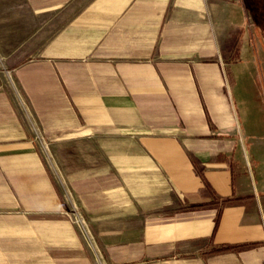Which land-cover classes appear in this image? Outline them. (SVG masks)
<instances>
[{"label":"crops","instance_id":"obj_1","mask_svg":"<svg viewBox=\"0 0 264 264\" xmlns=\"http://www.w3.org/2000/svg\"><path fill=\"white\" fill-rule=\"evenodd\" d=\"M219 2L0 0V264H264Z\"/></svg>","mask_w":264,"mask_h":264},{"label":"rangeland","instance_id":"obj_2","mask_svg":"<svg viewBox=\"0 0 264 264\" xmlns=\"http://www.w3.org/2000/svg\"><path fill=\"white\" fill-rule=\"evenodd\" d=\"M214 1H220V14L216 12V15L219 16L217 24L222 30L232 25L243 27L242 51L237 60L231 58L228 68V93L232 96L230 101L232 112L228 118L223 117L222 120L234 122L233 125L229 124V127L224 128L229 132L234 146L236 144L241 146L240 138L241 133L243 134L250 161L256 163V168L254 169L253 165L249 170V174L253 176L255 171L264 170V0ZM223 47L226 50L225 42ZM229 54L230 52L228 56ZM43 152L51 170L64 185L65 175L62 167L55 163L49 149H44ZM75 218L73 217L74 222L92 247L96 264H107L94 242L86 219L78 214L77 218L83 222L81 224Z\"/></svg>","mask_w":264,"mask_h":264},{"label":"trees","instance_id":"obj_3","mask_svg":"<svg viewBox=\"0 0 264 264\" xmlns=\"http://www.w3.org/2000/svg\"><path fill=\"white\" fill-rule=\"evenodd\" d=\"M242 33H243V27L236 25V26H230L228 30V37L225 41L226 43V51L230 52L229 57L230 60L232 57H234V60H237V56H239L240 52L243 48V42H242ZM230 49V50H229ZM233 60V61H234ZM236 62V61H235ZM227 200H223V202H226ZM252 246V244L248 245H239V246H221L216 248L215 250L211 251V253H223L228 251H236L240 250L242 248H248Z\"/></svg>","mask_w":264,"mask_h":264},{"label":"built area","instance_id":"obj_4","mask_svg":"<svg viewBox=\"0 0 264 264\" xmlns=\"http://www.w3.org/2000/svg\"><path fill=\"white\" fill-rule=\"evenodd\" d=\"M78 214H79V213H74V214H73V217H76L75 220L78 219V218H77V215H78ZM80 220H81V219L79 218L77 221L80 222ZM73 221H74V219H73ZM74 223H75V222H74ZM80 223H81V222H80ZM82 223H83V222H82ZM82 223H81V224H82ZM75 224H76V223H75ZM82 233H83V232H82ZM83 235H84V234H83ZM84 237H85V235H84ZM85 238L87 239V237H85ZM87 241H88V239H87Z\"/></svg>","mask_w":264,"mask_h":264},{"label":"bare ground","instance_id":"obj_5","mask_svg":"<svg viewBox=\"0 0 264 264\" xmlns=\"http://www.w3.org/2000/svg\"><path fill=\"white\" fill-rule=\"evenodd\" d=\"M89 239H90V237H88ZM95 247V246H94ZM94 249V248H93ZM100 259V261H101V258H99Z\"/></svg>","mask_w":264,"mask_h":264}]
</instances>
